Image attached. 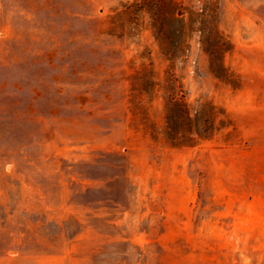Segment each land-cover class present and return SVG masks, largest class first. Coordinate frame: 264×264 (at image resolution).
I'll list each match as a JSON object with an SVG mask.
<instances>
[{"label":"rangeland","instance_id":"obj_1","mask_svg":"<svg viewBox=\"0 0 264 264\" xmlns=\"http://www.w3.org/2000/svg\"><path fill=\"white\" fill-rule=\"evenodd\" d=\"M0 264H264V0H0Z\"/></svg>","mask_w":264,"mask_h":264}]
</instances>
